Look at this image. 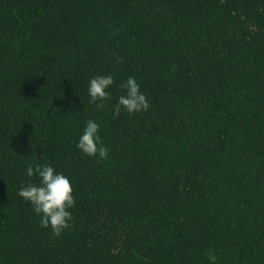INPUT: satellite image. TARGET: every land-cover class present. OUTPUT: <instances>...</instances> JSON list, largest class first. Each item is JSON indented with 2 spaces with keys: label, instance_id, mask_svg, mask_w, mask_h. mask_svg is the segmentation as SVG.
<instances>
[{
  "label": "trees",
  "instance_id": "16d2710c",
  "mask_svg": "<svg viewBox=\"0 0 264 264\" xmlns=\"http://www.w3.org/2000/svg\"><path fill=\"white\" fill-rule=\"evenodd\" d=\"M129 76L150 108L114 116ZM29 163L73 185L59 236ZM0 264H264V0H0Z\"/></svg>",
  "mask_w": 264,
  "mask_h": 264
},
{
  "label": "clouds",
  "instance_id": "9594fccd",
  "mask_svg": "<svg viewBox=\"0 0 264 264\" xmlns=\"http://www.w3.org/2000/svg\"><path fill=\"white\" fill-rule=\"evenodd\" d=\"M114 83L111 74L90 78L87 88L89 103H94L97 109H103L104 102L111 98L110 88ZM120 87L123 94L118 97L113 108L114 116H119L121 111L134 115L149 110L150 102L141 91L136 77L129 76ZM100 131V124L96 120L87 119L82 134L77 138L76 148L86 156L107 159L109 150L102 142ZM26 176L35 177L38 182L25 183L19 188L17 195L30 203L39 217L41 228H50L54 236L61 235L72 226L71 209L76 205L70 178L47 163H29L26 166Z\"/></svg>",
  "mask_w": 264,
  "mask_h": 264
}]
</instances>
